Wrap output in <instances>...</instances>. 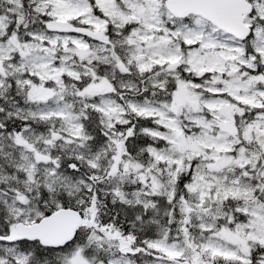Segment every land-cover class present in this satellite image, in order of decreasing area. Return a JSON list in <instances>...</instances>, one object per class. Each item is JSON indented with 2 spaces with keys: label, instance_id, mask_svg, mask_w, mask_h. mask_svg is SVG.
I'll use <instances>...</instances> for the list:
<instances>
[{
  "label": "snow or ice",
  "instance_id": "6c2138e0",
  "mask_svg": "<svg viewBox=\"0 0 264 264\" xmlns=\"http://www.w3.org/2000/svg\"><path fill=\"white\" fill-rule=\"evenodd\" d=\"M0 264H264V0H0Z\"/></svg>",
  "mask_w": 264,
  "mask_h": 264
}]
</instances>
